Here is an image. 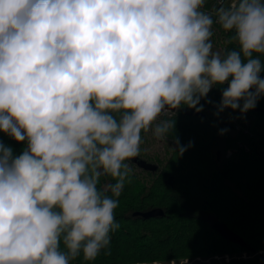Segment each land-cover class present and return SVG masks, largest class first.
I'll return each mask as SVG.
<instances>
[{"label": "clouds", "instance_id": "9594fccd", "mask_svg": "<svg viewBox=\"0 0 264 264\" xmlns=\"http://www.w3.org/2000/svg\"><path fill=\"white\" fill-rule=\"evenodd\" d=\"M205 4L0 0V131L27 142L20 155L0 143V264L110 255L142 132L166 140L176 122L162 115L202 112L224 84L215 115L256 107L264 0ZM214 24L235 48L213 50ZM173 139L178 157L193 146Z\"/></svg>", "mask_w": 264, "mask_h": 264}, {"label": "trees", "instance_id": "16d2710c", "mask_svg": "<svg viewBox=\"0 0 264 264\" xmlns=\"http://www.w3.org/2000/svg\"><path fill=\"white\" fill-rule=\"evenodd\" d=\"M214 6L217 0H206L204 10ZM213 32V46L219 44L221 51L236 47L227 43L231 34L219 25H213ZM260 75L264 78V71ZM216 87L222 90L227 84ZM211 90L200 101L202 112L182 107L161 116L176 122L164 140L170 145L163 160L144 156L141 149L128 161L132 182L118 198L115 218L120 228L111 233V254L102 251L91 262L81 255L71 264H264V96L246 113L245 131L234 127L235 121H242L239 109H225L218 116V109L208 110ZM222 129L228 131L221 135ZM145 136L142 132V140ZM174 137L181 145L192 141L193 146L178 157L172 149ZM0 143L11 147L14 155L27 146L3 131ZM106 182L114 181L102 177L101 186ZM155 208L163 214H137ZM210 213L243 244L211 229L205 221Z\"/></svg>", "mask_w": 264, "mask_h": 264}, {"label": "rangeland", "instance_id": "374dc122", "mask_svg": "<svg viewBox=\"0 0 264 264\" xmlns=\"http://www.w3.org/2000/svg\"><path fill=\"white\" fill-rule=\"evenodd\" d=\"M213 50L214 51L220 50V45L215 43L213 46ZM221 93H222V90L218 87H214L211 90L210 97L207 99L208 102H206V107L211 112L216 111L217 108L215 107V104L220 103ZM228 110L231 112H236V110L235 111H233L232 109H228ZM242 115H244V118L249 121V118H248L246 113H243ZM244 118H242V119H244ZM142 141L143 142L141 144V149L144 150V152H143L144 156L151 157V156L157 155L162 160L166 157V149L169 148L170 144H166V142L164 140L155 139L154 136L152 135L151 131L146 133V136L144 137V139ZM170 149H171V146H170Z\"/></svg>", "mask_w": 264, "mask_h": 264}, {"label": "water", "instance_id": "95a60500", "mask_svg": "<svg viewBox=\"0 0 264 264\" xmlns=\"http://www.w3.org/2000/svg\"><path fill=\"white\" fill-rule=\"evenodd\" d=\"M137 214L141 215L142 217L148 218V217L161 216L163 212L161 209L155 208L145 212H139ZM205 221L210 226L211 229L215 230L223 238L236 243L243 244L241 238L237 234H235L232 230H230L227 227V225L224 222H222L215 214L213 213L208 214L206 216Z\"/></svg>", "mask_w": 264, "mask_h": 264}, {"label": "built area", "instance_id": "2783aa9c", "mask_svg": "<svg viewBox=\"0 0 264 264\" xmlns=\"http://www.w3.org/2000/svg\"><path fill=\"white\" fill-rule=\"evenodd\" d=\"M219 104H215V107L217 108V106H218ZM242 118H244V115H242L241 114V119ZM243 122L245 123V118L244 119H242V121H235L234 122V127H235V129H243V130H245L246 131V128H245V126L243 125ZM247 124V123H246Z\"/></svg>", "mask_w": 264, "mask_h": 264}]
</instances>
